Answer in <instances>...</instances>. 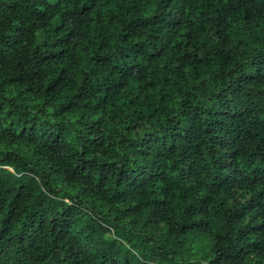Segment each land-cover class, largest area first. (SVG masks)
<instances>
[{"label": "trees", "instance_id": "1", "mask_svg": "<svg viewBox=\"0 0 264 264\" xmlns=\"http://www.w3.org/2000/svg\"><path fill=\"white\" fill-rule=\"evenodd\" d=\"M0 241L264 264V0H0Z\"/></svg>", "mask_w": 264, "mask_h": 264}, {"label": "clouds", "instance_id": "2", "mask_svg": "<svg viewBox=\"0 0 264 264\" xmlns=\"http://www.w3.org/2000/svg\"><path fill=\"white\" fill-rule=\"evenodd\" d=\"M47 119V117H45ZM78 119V117H77ZM54 123H60L59 120L53 121ZM3 242L0 241V244ZM26 247V245H15L13 244L11 247L4 246L0 249V264H31V260L28 255H24L20 253V248Z\"/></svg>", "mask_w": 264, "mask_h": 264}]
</instances>
